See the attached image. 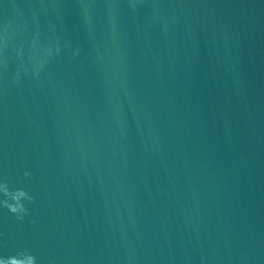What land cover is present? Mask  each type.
<instances>
[{
  "label": "water",
  "instance_id": "1",
  "mask_svg": "<svg viewBox=\"0 0 264 264\" xmlns=\"http://www.w3.org/2000/svg\"><path fill=\"white\" fill-rule=\"evenodd\" d=\"M0 264H264V0H0Z\"/></svg>",
  "mask_w": 264,
  "mask_h": 264
}]
</instances>
